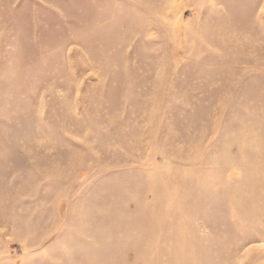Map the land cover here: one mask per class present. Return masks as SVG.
Masks as SVG:
<instances>
[{"label":"rangeland","instance_id":"374dc122","mask_svg":"<svg viewBox=\"0 0 264 264\" xmlns=\"http://www.w3.org/2000/svg\"><path fill=\"white\" fill-rule=\"evenodd\" d=\"M0 264H264V0H0Z\"/></svg>","mask_w":264,"mask_h":264}]
</instances>
